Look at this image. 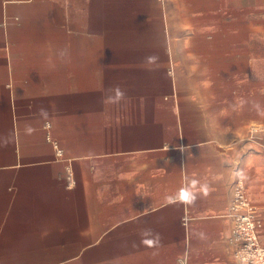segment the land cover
<instances>
[{
    "label": "crops",
    "instance_id": "crops-1",
    "mask_svg": "<svg viewBox=\"0 0 264 264\" xmlns=\"http://www.w3.org/2000/svg\"><path fill=\"white\" fill-rule=\"evenodd\" d=\"M238 179L264 219V0H0V264H238Z\"/></svg>",
    "mask_w": 264,
    "mask_h": 264
},
{
    "label": "built area",
    "instance_id": "built-area-1",
    "mask_svg": "<svg viewBox=\"0 0 264 264\" xmlns=\"http://www.w3.org/2000/svg\"><path fill=\"white\" fill-rule=\"evenodd\" d=\"M47 127H50L49 123ZM55 147L58 154L63 155L57 143ZM229 215L234 222L231 241L236 245L234 257L238 264H264V245L259 235L260 229L264 227V219L249 199L243 179L235 182Z\"/></svg>",
    "mask_w": 264,
    "mask_h": 264
},
{
    "label": "clouds",
    "instance_id": "clouds-1",
    "mask_svg": "<svg viewBox=\"0 0 264 264\" xmlns=\"http://www.w3.org/2000/svg\"><path fill=\"white\" fill-rule=\"evenodd\" d=\"M59 56L61 60H69L70 59V53L67 48L60 50ZM150 61L155 60V57H149L148 58ZM106 93L109 95H106L105 99L110 102H118L122 100L125 97V92L120 88L119 85H114L109 87L108 89L105 90ZM40 111L44 114L47 115V110L46 109H40Z\"/></svg>",
    "mask_w": 264,
    "mask_h": 264
}]
</instances>
